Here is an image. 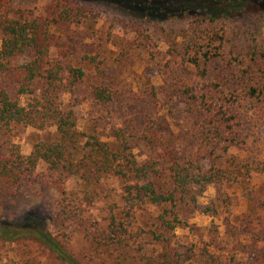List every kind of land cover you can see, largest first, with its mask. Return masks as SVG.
Listing matches in <instances>:
<instances>
[{
    "label": "trees",
    "instance_id": "16d2710c",
    "mask_svg": "<svg viewBox=\"0 0 264 264\" xmlns=\"http://www.w3.org/2000/svg\"><path fill=\"white\" fill-rule=\"evenodd\" d=\"M199 1L160 9L151 0L143 3L155 14L168 13L172 19L201 12L210 22L203 35H187L180 64L192 66L194 75L190 83L177 85L188 130L198 141L197 155L177 156L172 149L163 171L159 161L136 159L134 135L124 128L116 129L108 140L94 129L80 130L72 104L63 101L64 93L84 83L93 101L106 103L112 97L106 86L90 80L91 74L80 60L75 64L70 49L55 44L53 30H61L59 39L67 25H91L96 22L92 11L68 0H52L40 14L14 0H0V75L13 70L19 80L15 95L25 99L20 102L0 88V137L6 151L0 154V198L15 194L23 182L33 178L40 164L51 175L64 179L77 175L86 187L116 177L122 183L121 202L108 203L107 225L94 241L109 255L114 254L117 264L130 263L129 255L132 264H264V197L260 200L258 193L244 185L253 176L264 175V158L243 157L231 167L228 155L229 148L244 142L242 129L247 120L240 108L251 107L255 120L264 128V39H248L245 34L225 36L214 24L223 12L213 10L208 0ZM55 48L53 57L51 50ZM19 58L23 62L12 63ZM14 124L37 130L53 126L55 131L23 155L9 138ZM200 151H204L200 159L207 160L206 167L198 159ZM222 182L239 184L240 199L247 202L239 216L243 229L231 232L235 249L230 252L212 235L207 241L180 249L173 241V231L184 224L186 207L195 208L208 184L218 187ZM69 194L66 192L60 203L62 218L67 221ZM218 203L222 209L226 200ZM8 223L0 222L2 239L32 235L62 261L80 264L43 227L17 228Z\"/></svg>",
    "mask_w": 264,
    "mask_h": 264
},
{
    "label": "rangeland",
    "instance_id": "374dc122",
    "mask_svg": "<svg viewBox=\"0 0 264 264\" xmlns=\"http://www.w3.org/2000/svg\"><path fill=\"white\" fill-rule=\"evenodd\" d=\"M51 1L14 0V3L41 14ZM68 1L90 9L96 22L67 25L60 40L61 30H53L55 44L70 49L75 64L80 60L79 64L91 74L90 80L106 86L112 95L106 103L93 101L88 98L87 83L71 93H64L63 101L70 102L76 112L78 128L94 129L104 140L110 139L116 129H126L134 135L136 159L159 161V166H164L163 171L168 166L165 158L172 149L177 156H196L198 141L188 130L189 122L184 103L177 95V85L182 81L190 83L194 75L192 66L180 64L186 37L196 32L203 35L210 26L209 19L201 12L178 19L170 18L168 13L155 14L154 9L143 6L145 0ZM151 2L158 9L200 3L199 0ZM207 2L213 10L223 12L224 16L214 24L225 36L228 33L236 38L245 34L248 39H264V0ZM56 53V48L51 50L53 57ZM21 62L23 58L12 63ZM18 81V76L10 70L0 75V88L17 98ZM18 98L20 102L25 100L23 96ZM240 112L247 120L242 129L244 142L228 149L231 167L243 157L264 158V128L255 120L256 112L249 106L240 108ZM54 131L53 126L37 130L14 124L9 138L23 155H28L34 143L49 139ZM2 140L0 137V154L4 155ZM203 152L200 151L198 159L206 167L207 160L200 159ZM166 176L162 172V178ZM121 184L116 177H106L86 187L77 175L64 179L57 174L51 175L45 165L40 164L33 178L23 182L15 194L8 193L0 198V222H9L17 228L43 227L80 264H117L114 254L109 255L94 240L107 225L108 203L121 202ZM218 185L208 184L198 196L195 208L186 207L182 216L184 224L173 231V241L181 245L180 249L207 241L211 235L230 252L235 249L231 232L243 229L239 216L245 211L247 202L240 199L239 184L222 182ZM244 185L258 193L260 200L264 197V175L257 174ZM66 192H70L66 205L69 221L62 218L60 211ZM219 199L226 200L222 209ZM129 259L133 261L131 255ZM0 264L68 263L37 237L20 235L11 240L0 237Z\"/></svg>",
    "mask_w": 264,
    "mask_h": 264
}]
</instances>
